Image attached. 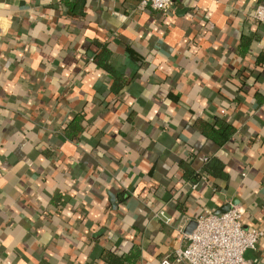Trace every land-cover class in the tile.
Masks as SVG:
<instances>
[{
	"label": "crops",
	"instance_id": "1",
	"mask_svg": "<svg viewBox=\"0 0 264 264\" xmlns=\"http://www.w3.org/2000/svg\"><path fill=\"white\" fill-rule=\"evenodd\" d=\"M260 4L0 0V264H160L227 205L264 230Z\"/></svg>",
	"mask_w": 264,
	"mask_h": 264
},
{
	"label": "built area",
	"instance_id": "2",
	"mask_svg": "<svg viewBox=\"0 0 264 264\" xmlns=\"http://www.w3.org/2000/svg\"><path fill=\"white\" fill-rule=\"evenodd\" d=\"M175 0H141V4L155 11H168ZM255 19L264 24V5H258L253 13ZM154 217L170 224L172 218L164 210ZM184 244L173 253L162 258L160 264H251L245 258L248 249H256L264 236V230L247 227L238 206L226 212H207L197 218L192 233L181 230Z\"/></svg>",
	"mask_w": 264,
	"mask_h": 264
},
{
	"label": "trees",
	"instance_id": "3",
	"mask_svg": "<svg viewBox=\"0 0 264 264\" xmlns=\"http://www.w3.org/2000/svg\"><path fill=\"white\" fill-rule=\"evenodd\" d=\"M230 135V131L226 132L224 136L221 135L220 138L221 142H223L224 140H226L228 138V136ZM208 170H211V166H207ZM104 259L108 260L110 264H124V261L126 260L125 256H116L115 254H113L112 252H107L104 255Z\"/></svg>",
	"mask_w": 264,
	"mask_h": 264
},
{
	"label": "water",
	"instance_id": "4",
	"mask_svg": "<svg viewBox=\"0 0 264 264\" xmlns=\"http://www.w3.org/2000/svg\"><path fill=\"white\" fill-rule=\"evenodd\" d=\"M231 208V206L230 205H227L226 207H224L221 211H219L218 213H220V212H226V211H228L229 209ZM196 226H197V220H191L188 224H187V226H186V228H185V232H187V233H192V231L196 228Z\"/></svg>",
	"mask_w": 264,
	"mask_h": 264
}]
</instances>
